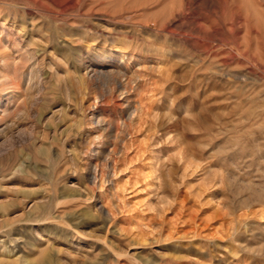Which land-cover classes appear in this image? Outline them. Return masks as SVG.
<instances>
[{"label":"rangeland","instance_id":"rangeland-1","mask_svg":"<svg viewBox=\"0 0 264 264\" xmlns=\"http://www.w3.org/2000/svg\"><path fill=\"white\" fill-rule=\"evenodd\" d=\"M263 152L264 0H0V264H264Z\"/></svg>","mask_w":264,"mask_h":264},{"label":"bare ground","instance_id":"bare-ground-1","mask_svg":"<svg viewBox=\"0 0 264 264\" xmlns=\"http://www.w3.org/2000/svg\"><path fill=\"white\" fill-rule=\"evenodd\" d=\"M120 59H121V61H120V63H122L123 62V59H124V56L123 55H121L120 57H119ZM115 66V65H114ZM122 67V66H121ZM117 68V67H116ZM93 69V68H92ZM89 70V69H88ZM90 70H91V68H90ZM109 70V69H108ZM112 70V69H111ZM106 71V70H105ZM113 72H114V69H113ZM117 72V71H116ZM115 72V73H116ZM115 73H111L110 71L109 72H95V71H89V82H92V83H96V82H98V81H101L103 84H105V82H107V84H106V86H110V84H109V78L110 77H112V76H115V75H118V74H115ZM84 76H86V75H84ZM118 77V76H117ZM120 78V77H119ZM111 79V78H110ZM116 79V78H115ZM124 79H126V78H123L122 80H124ZM88 80V79H87ZM114 80V79H113ZM112 80V81H113ZM117 80H119V79H117ZM111 81V82H112ZM117 82V81H116ZM119 82H120V80H119ZM122 83V82H121ZM133 83V82H132ZM125 85V83L124 84H117L116 83V85L114 86V87H111V89H109V87L108 88H106V91H105V94H107L106 96H108V98L109 97H114V98H119V97H122V96H124L125 97V95H128L129 93H128V91L129 90H127L128 88V86H124ZM128 85H129V83H128ZM136 88V87H135ZM131 92V91H130ZM124 97H122V98H124ZM101 99V98H100ZM99 99V100H100ZM97 100V99H96ZM95 100V101H96ZM106 100V99H105ZM121 100V99H120ZM101 101V100H100ZM96 103V102H95ZM94 107H96V108H94ZM92 108H94V109H92ZM140 108V107H139ZM140 110V109H139ZM138 109H137V111H139ZM135 111H136V109H135ZM100 115H101V113L99 112V109L97 108V106L95 105V106H91V107H89V112H88V119L91 121V123L92 124H95V126H97V127H101V125L104 123V121L102 120V117H100ZM132 119L133 118H129L128 119V123H126V122H122V124H123V129H125L127 126H129L128 124H130L131 122H132ZM110 125V124H109ZM108 125V126H109ZM122 126V125H121ZM111 127V126H110ZM110 129V128H109ZM122 134V133H121ZM127 135V134H126ZM124 138V137H123ZM120 140H122V141H124V139H120ZM122 143V142H121ZM91 146V145H90ZM98 147L96 148V147H91V149H89L88 151V153H93L94 154V156L95 155H98ZM264 153V152H263ZM115 156H117L116 155V152L114 151V150H111L110 152H109V155L105 158V161H104V163L100 166L101 168H100V170H99V168H97V165L93 168V169H91L90 170V172H89V181L93 184V186H95V187H97L98 185H99V187L100 186H102V183L103 182H109V184H111V186H110V189H111V191H114V186H113V183L112 182H114V181H110V180H108L110 177H112V179H113V177H117V175H118V173L120 172V170H119V166H118V162H117V157H115ZM262 159V158H261ZM264 173V172H263ZM262 177H263V175H262ZM111 182V183H110ZM117 182V181H116ZM249 188V187H248ZM250 191V190H249ZM256 192V191H255ZM116 194H117V191L115 190V193L114 194H112V197L114 198V199H116ZM253 196V195H252ZM254 196H256V195H254ZM261 197V196H260ZM117 199H118V196H117ZM116 199V200H117ZM255 199V198H254ZM116 205V204H115ZM115 205H113V209H111V210H115V211H118V206H115ZM102 206V205H101ZM101 209V211H103L104 212V210L103 209H105V211H106V217L108 218V217H111V216H113L114 215V213L113 212H111L109 209H107V208H100ZM103 214V213H102ZM106 217H105V219H106ZM107 220V219H106Z\"/></svg>","mask_w":264,"mask_h":264}]
</instances>
